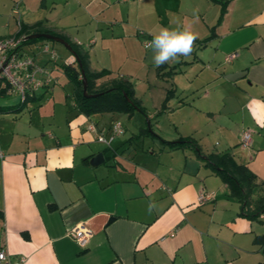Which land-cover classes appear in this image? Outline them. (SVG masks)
<instances>
[{
  "label": "crops",
  "instance_id": "crops-1",
  "mask_svg": "<svg viewBox=\"0 0 264 264\" xmlns=\"http://www.w3.org/2000/svg\"><path fill=\"white\" fill-rule=\"evenodd\" d=\"M193 8L199 38L192 55L154 69L145 40L161 27L190 23ZM2 18L0 37L38 24L62 35L86 54L90 71H108L96 87L128 81L144 110L79 112L73 92L62 96L56 87L66 80L61 63L75 64L74 54L54 41L57 58L50 60L37 48L44 40L25 43L54 82L20 111L0 112V245L11 259L264 264V212L241 214L194 148L142 133L149 121L163 139L192 137L204 154L229 153L254 174L253 198L264 194V0H0ZM3 88L1 98L10 93L0 79ZM124 116L122 134L109 145L97 140L112 121L124 125ZM244 130L251 133L247 147L240 145ZM98 152L103 161L92 164ZM200 192L212 196L198 201ZM74 225L90 232L84 248L68 235Z\"/></svg>",
  "mask_w": 264,
  "mask_h": 264
},
{
  "label": "trees",
  "instance_id": "trees-1",
  "mask_svg": "<svg viewBox=\"0 0 264 264\" xmlns=\"http://www.w3.org/2000/svg\"><path fill=\"white\" fill-rule=\"evenodd\" d=\"M33 32H48L54 35H59L49 29L43 28L41 24H38L31 30L21 26L16 35L25 37ZM59 36L64 38L62 35ZM41 39L46 38L24 39L23 42H33ZM70 45L74 51L76 63H61L60 67L74 85L73 98L79 112L87 115L103 111H118L128 114L133 113L135 110L144 112L143 107L134 97L132 86L128 81L114 79L111 81L110 85L99 88L96 87L95 81L101 76L107 74L108 71H90L87 68L86 54L76 48L72 43H70ZM83 77L86 79L87 93H95V96L87 97L83 95ZM1 90L0 95L4 96L6 94V89L3 88ZM172 93L173 89L167 91L166 97L162 103V109L166 108V102ZM33 99L34 97H31L28 100ZM25 102L19 101L11 105H0V112L20 111ZM149 128L146 127L142 129V133L154 135L151 126ZM159 140L163 145H168L170 147L190 146L194 148L195 152L200 157L204 158L206 164H208L213 171L221 177L223 182L227 184L229 194L234 196L241 205V214L250 218H255L260 213L264 212V194L259 195L256 198H253L252 196L256 185L254 174L244 164L236 163L229 153L220 154L212 152L204 154L200 151L198 144L192 137H180L176 140H166L159 137ZM255 239L257 240V238Z\"/></svg>",
  "mask_w": 264,
  "mask_h": 264
},
{
  "label": "built area",
  "instance_id": "built-area-1",
  "mask_svg": "<svg viewBox=\"0 0 264 264\" xmlns=\"http://www.w3.org/2000/svg\"><path fill=\"white\" fill-rule=\"evenodd\" d=\"M24 36L11 35L0 37V79L6 83L9 93H16L20 102H25L29 98L36 95L41 89L49 88L54 82L50 72V68L46 64L39 63L35 56L24 50ZM150 40H145L144 45ZM147 47V46H146ZM37 48L47 53L50 60L57 58V52L52 48L47 40L37 44ZM235 55L230 53L226 58L231 59ZM71 61H66L71 63ZM90 130L96 131L97 127L94 123L88 125ZM124 132V126L121 121L114 120L107 127L97 133V140L109 145L110 142L118 135ZM251 133L244 130L240 137V145L247 147L250 143ZM212 195L207 192H200L198 201L210 198ZM71 236L80 247H86L90 232L82 225H74L68 230ZM25 256H19L11 259L6 249L0 245V264H22Z\"/></svg>",
  "mask_w": 264,
  "mask_h": 264
},
{
  "label": "clouds",
  "instance_id": "clouds-1",
  "mask_svg": "<svg viewBox=\"0 0 264 264\" xmlns=\"http://www.w3.org/2000/svg\"><path fill=\"white\" fill-rule=\"evenodd\" d=\"M199 10L192 9V21L188 24H178L175 27H161L159 31L152 35V39L147 42L150 49L148 63L154 69L160 68L171 62H180V58H189L193 51L199 34L194 31L193 24L199 20ZM156 204L152 201L148 204V212L151 213Z\"/></svg>",
  "mask_w": 264,
  "mask_h": 264
},
{
  "label": "rangeland",
  "instance_id": "rangeland-1",
  "mask_svg": "<svg viewBox=\"0 0 264 264\" xmlns=\"http://www.w3.org/2000/svg\"><path fill=\"white\" fill-rule=\"evenodd\" d=\"M4 24H6L5 23V19H1L0 20V28H2L1 26L2 25H4ZM9 24L10 25H13V21H11L10 19H9ZM41 40H47L48 42H49V44H53L54 43V41H52V40H49V39H41ZM57 43V42H56ZM59 47H60V44L58 43L57 44ZM23 48H24V50H26L27 52H29V53H31V54H33V52H32V50H33V48H31L30 47V44H24V46H23ZM34 51V50H33ZM65 77H66V80H65V82L63 83V79L61 80L60 79V86H56L57 87V89H58V93L59 94H62V96L63 95H66L68 92L70 93H72L73 92V88H74V85H73V83H72V81H70L68 78H67V76L65 75ZM58 82V83H59ZM63 85V86H62ZM41 91H43L42 89L39 91V92H41ZM56 93V92H55ZM11 98H15V99H17V102L19 101L18 100V95L15 93H10V94H7L6 95V97L5 98H1L0 97V100L1 99H4V100H9V99H11ZM34 100V99H33ZM33 100H28V101H26L25 102V104L23 105V107L24 106H26L27 104H30L31 103V101H33ZM34 102V101H33ZM36 102V101H35ZM32 104H34V103H32ZM36 104V103H35ZM95 114V113H94ZM96 116H94V118H92L94 121L96 120ZM121 120L125 123L123 126L124 127H128V118H127V116H124V117H121ZM123 124V123H122ZM146 125H147V122H146ZM151 130H152V128H151Z\"/></svg>",
  "mask_w": 264,
  "mask_h": 264
},
{
  "label": "water",
  "instance_id": "water-1",
  "mask_svg": "<svg viewBox=\"0 0 264 264\" xmlns=\"http://www.w3.org/2000/svg\"><path fill=\"white\" fill-rule=\"evenodd\" d=\"M40 37H44L46 39L59 42L62 45H64L72 54H74V51H73L70 43L67 42L65 39H63L62 37H60L58 35H54V34H51V33H48V32H33V33H30V34L26 35L24 37V39H32V38H40ZM82 93H83V95H85L87 97H91V96H95L96 95L95 93H87L85 77H83ZM146 127H148V128L150 127V122L149 121H147ZM151 136H155V137H157L159 139V136L157 134H155V133H154V135H151ZM102 161H103V153L102 152H98L90 160V162L92 164H99Z\"/></svg>",
  "mask_w": 264,
  "mask_h": 264
}]
</instances>
